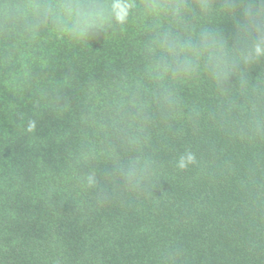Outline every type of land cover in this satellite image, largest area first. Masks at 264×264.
<instances>
[{
	"label": "trees",
	"instance_id": "obj_1",
	"mask_svg": "<svg viewBox=\"0 0 264 264\" xmlns=\"http://www.w3.org/2000/svg\"><path fill=\"white\" fill-rule=\"evenodd\" d=\"M103 2L100 22L61 11L0 33V264H264V58L226 43L236 67L222 85L167 74L177 104L165 112L146 71L167 17L146 0ZM210 3L193 35L230 32L222 0ZM186 151L196 163L181 170ZM131 163L148 169L135 191L115 175Z\"/></svg>",
	"mask_w": 264,
	"mask_h": 264
},
{
	"label": "clouds",
	"instance_id": "obj_2",
	"mask_svg": "<svg viewBox=\"0 0 264 264\" xmlns=\"http://www.w3.org/2000/svg\"><path fill=\"white\" fill-rule=\"evenodd\" d=\"M129 9L136 6L128 5ZM145 9L156 10L167 17V25L153 28V40L159 47V58L153 60L146 76L155 88L153 102L163 111H171L177 104L174 90L166 82V75L191 77L200 71L205 72L216 84L222 85L236 67L226 53L225 44L246 53L245 62L254 63L264 58V0H222L221 7L230 18L229 33L205 27L193 35L192 20L201 14H208L213 5L210 0H146ZM111 5L103 0H76L74 3L55 5L52 3H34L28 10L17 5H4L0 8V33L11 35L31 17L27 30L34 31L55 19L61 11L70 12L80 18H92L100 22L107 18ZM124 17L120 23H125ZM231 37L228 40L227 37ZM132 106L139 112L148 105L134 97ZM121 131H125L121 129ZM124 142L135 144V138L125 135ZM196 163V156L191 151L181 154L176 167L183 170ZM115 175L123 180L127 188L135 191L148 175L147 167L138 168L135 163L126 167L116 166ZM108 179H111L109 177ZM90 187H97L99 181L93 174L88 178Z\"/></svg>",
	"mask_w": 264,
	"mask_h": 264
}]
</instances>
